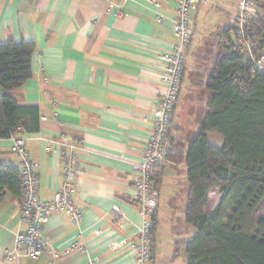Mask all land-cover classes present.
Returning a JSON list of instances; mask_svg holds the SVG:
<instances>
[{"label": "crops", "instance_id": "crops-1", "mask_svg": "<svg viewBox=\"0 0 264 264\" xmlns=\"http://www.w3.org/2000/svg\"><path fill=\"white\" fill-rule=\"evenodd\" d=\"M109 2L119 0H0V43L12 38L35 45L30 78L9 94L20 105L38 107V131L23 135L39 178V200L51 199L63 181L62 162L49 150V140L84 142L73 198L82 212L80 221L72 223L62 211L50 213L42 253L9 259L5 253L12 251L14 233L24 229V222L21 196L5 192L0 198V264H51V248L58 251L55 264H137L130 247L141 223L134 200L135 164L151 130V109L163 91L157 54L171 49L176 0H161L157 7L125 0L109 8ZM203 2L195 11L191 44ZM236 2L212 5L210 16L222 27L216 39L232 25ZM176 110L170 120L173 143L185 150L180 143L197 128L179 127ZM171 160L159 175L148 264H185L181 242L194 231L184 219L186 165L183 159ZM0 162L18 166L9 138L0 139ZM114 204L125 215L121 221L109 212Z\"/></svg>", "mask_w": 264, "mask_h": 264}, {"label": "trees", "instance_id": "trees-1", "mask_svg": "<svg viewBox=\"0 0 264 264\" xmlns=\"http://www.w3.org/2000/svg\"><path fill=\"white\" fill-rule=\"evenodd\" d=\"M251 25L258 48L264 50V14ZM233 36V25L221 29L215 51L211 47L202 53L204 70L194 68L206 99L195 135L180 143L185 150L175 148L179 142L173 143L171 121L167 132L166 154L184 160L189 186L184 219L194 231L181 242L185 264H264V75L245 78L248 69L240 53L224 43H231ZM34 49L31 41L8 38L0 43V139L18 128L28 134L38 131V107L20 105L9 94L30 78ZM234 78L245 83L244 88ZM179 96L180 91L177 102ZM209 133L216 140L209 139ZM162 167L154 174L157 190ZM213 189L219 196L206 210ZM5 192L21 196L20 174L0 162V198Z\"/></svg>", "mask_w": 264, "mask_h": 264}, {"label": "built area", "instance_id": "built-area-1", "mask_svg": "<svg viewBox=\"0 0 264 264\" xmlns=\"http://www.w3.org/2000/svg\"><path fill=\"white\" fill-rule=\"evenodd\" d=\"M124 1L109 2L108 7L120 6ZM143 1L156 7L161 4V0ZM201 2L203 0H176L171 24L174 36L171 49L157 54L160 79L164 87L151 109V130L144 141L140 159L135 164L133 178L134 200L141 223L136 227L135 240L130 247L137 264H148L152 255V229L158 196V190L154 187V174L158 167L173 163L166 154L167 132L185 71L186 50L193 37L195 11ZM263 14L264 2L237 0L232 19L233 41L224 42L225 45L231 46L240 53L241 63L248 69L245 78L253 77L255 74L264 75V50L258 48L259 39L253 35L254 29L251 27L252 21H257ZM157 18L159 19V16ZM263 37L264 32H261V38ZM233 80L240 88H244L245 83H241L236 78ZM53 118L56 120L55 116ZM9 139L18 157L17 169L21 181L20 213L24 229L14 233V247L11 252L5 253V257L13 260H18L21 256L36 258L42 253L46 244L43 226L50 213L62 211L74 224L78 223L82 217V212L73 198L76 191L78 157L84 142L82 139H66L65 137L57 141L49 140V150L57 153L62 162L63 181L51 199L41 201L38 198L39 178L35 163L25 148L27 137L18 128ZM109 212L119 221L125 216L115 204L111 206ZM76 245L78 246V242L71 247ZM50 252L52 255L50 263L55 264L54 260L58 256V251L51 248Z\"/></svg>", "mask_w": 264, "mask_h": 264}, {"label": "rangeland", "instance_id": "rangeland-1", "mask_svg": "<svg viewBox=\"0 0 264 264\" xmlns=\"http://www.w3.org/2000/svg\"><path fill=\"white\" fill-rule=\"evenodd\" d=\"M203 1L202 9L199 11V21L197 20V32L193 38L190 52H188V56L186 57L185 75L181 84L179 101L176 107V111H179L178 125L179 127H183L184 131L197 128L199 115L206 99L202 82H200L198 75L195 77L194 68L198 67V70H204V68H202L203 66H201L202 53H205V51L211 47H213L215 51L216 46H213L214 40L216 39L215 36L219 29L222 28L220 25H216L215 22L217 18L213 16L212 19L210 16V10L216 0ZM206 10L207 12H204ZM208 136L209 139L216 140L215 135L209 133ZM218 196L219 192L217 189H213L209 192L207 207H210V209L214 207Z\"/></svg>", "mask_w": 264, "mask_h": 264}]
</instances>
